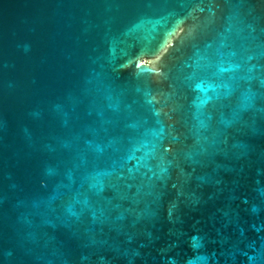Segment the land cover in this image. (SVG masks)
<instances>
[{
    "label": "water",
    "instance_id": "1",
    "mask_svg": "<svg viewBox=\"0 0 264 264\" xmlns=\"http://www.w3.org/2000/svg\"><path fill=\"white\" fill-rule=\"evenodd\" d=\"M0 264H264V0H0Z\"/></svg>",
    "mask_w": 264,
    "mask_h": 264
}]
</instances>
